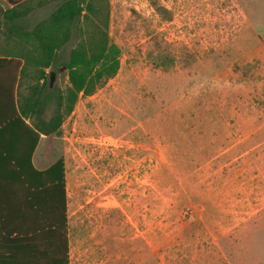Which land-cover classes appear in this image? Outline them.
Listing matches in <instances>:
<instances>
[{
  "label": "rangeland",
  "instance_id": "1",
  "mask_svg": "<svg viewBox=\"0 0 264 264\" xmlns=\"http://www.w3.org/2000/svg\"><path fill=\"white\" fill-rule=\"evenodd\" d=\"M108 4L119 69L48 136L69 264L112 263L113 236L116 264H264V0ZM79 38L57 51L47 117Z\"/></svg>",
  "mask_w": 264,
  "mask_h": 264
},
{
  "label": "trees",
  "instance_id": "2",
  "mask_svg": "<svg viewBox=\"0 0 264 264\" xmlns=\"http://www.w3.org/2000/svg\"><path fill=\"white\" fill-rule=\"evenodd\" d=\"M11 1V0H9ZM52 0H19L21 14ZM54 10L19 34L23 46L9 51L23 59L15 103L0 107V153L15 172H2L8 208H0V262L4 264H69L64 160L36 170L31 155L40 134L57 135L80 96L92 95L119 69V47L108 35V0H54ZM160 13L164 10L157 8ZM16 17V6L8 10ZM6 15V13H5ZM73 33L80 35L62 62L67 85L55 96V110L46 109L53 93L49 71L57 51Z\"/></svg>",
  "mask_w": 264,
  "mask_h": 264
},
{
  "label": "crops",
  "instance_id": "3",
  "mask_svg": "<svg viewBox=\"0 0 264 264\" xmlns=\"http://www.w3.org/2000/svg\"><path fill=\"white\" fill-rule=\"evenodd\" d=\"M51 2H55L53 7L50 6ZM19 0H0V107L10 108V93L12 91L14 103L17 91V85L19 81L20 70L23 66V59L17 56H11L9 51L16 49L18 51L19 46H23V41L19 39V34H22L25 30H30L36 24L34 23L30 28L25 27V17L34 13V15L39 16V20L48 17L49 14L54 10L57 1H48L45 4L32 9L28 14H21L23 12L22 8H18ZM16 6V17L9 18L8 10ZM6 13V15H5ZM51 71V69H45ZM49 135L40 134L37 145L31 155V162L36 170H45L52 163H54L61 156H57L55 153L54 143L48 138ZM2 172H15L11 164L4 158V155L0 153V178L2 177ZM64 172L65 162H64ZM0 208L6 212L8 208L7 202V187L2 185V180L0 179ZM0 237L2 234L0 233ZM115 236L112 238L113 247L109 252L112 253L111 259L112 263L108 259V264H116V259L120 257V250L118 244V250L115 251ZM110 241V242H111ZM119 242V239H118ZM69 247V245H68ZM69 258V251H68ZM0 264H4L0 262Z\"/></svg>",
  "mask_w": 264,
  "mask_h": 264
},
{
  "label": "water",
  "instance_id": "4",
  "mask_svg": "<svg viewBox=\"0 0 264 264\" xmlns=\"http://www.w3.org/2000/svg\"><path fill=\"white\" fill-rule=\"evenodd\" d=\"M54 75H55L54 71L49 72V86H51V84H52Z\"/></svg>",
  "mask_w": 264,
  "mask_h": 264
}]
</instances>
